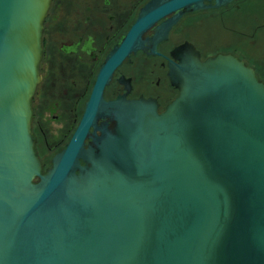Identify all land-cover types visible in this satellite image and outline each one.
Instances as JSON below:
<instances>
[{
  "label": "water",
  "instance_id": "obj_1",
  "mask_svg": "<svg viewBox=\"0 0 264 264\" xmlns=\"http://www.w3.org/2000/svg\"><path fill=\"white\" fill-rule=\"evenodd\" d=\"M50 2L0 0V264H264V81L254 70L186 47L162 110L152 98L102 97L142 31L200 0L137 17L43 169L31 121Z\"/></svg>",
  "mask_w": 264,
  "mask_h": 264
},
{
  "label": "flooded vegetation",
  "instance_id": "obj_2",
  "mask_svg": "<svg viewBox=\"0 0 264 264\" xmlns=\"http://www.w3.org/2000/svg\"><path fill=\"white\" fill-rule=\"evenodd\" d=\"M164 1L51 0L41 34L35 106L32 98L31 130L39 146L47 149L58 140L67 141L99 67L137 17ZM200 2L196 9L167 12L142 31V47L118 62L103 87V99L121 94L152 98L162 110L177 92L169 82V66L179 62L186 47L196 51L200 60L229 53L264 81V0ZM45 113L60 127L53 128L43 119Z\"/></svg>",
  "mask_w": 264,
  "mask_h": 264
},
{
  "label": "rangeland",
  "instance_id": "obj_3",
  "mask_svg": "<svg viewBox=\"0 0 264 264\" xmlns=\"http://www.w3.org/2000/svg\"><path fill=\"white\" fill-rule=\"evenodd\" d=\"M37 90L35 91V94L33 96V105L34 106H35V103H37L39 101V93L37 92ZM42 118L45 119L46 121H48V123H50V125L53 128H59L60 127V125H58L57 122L52 121L49 114L45 113V115H43ZM34 124H35V117L33 118V121L31 123V128H34ZM32 131H33V129H32ZM51 133H55V131H51ZM57 133H59V132H57ZM62 133H64V130H60V134H62ZM64 143H66V138H64L61 142H59V140H58V143L56 145L50 146L49 148L46 149V148H44V146L38 145V140L36 138L35 147H36V151H37V155L39 157V160L42 163L43 169H45L46 167L49 166L51 156L56 151L60 150Z\"/></svg>",
  "mask_w": 264,
  "mask_h": 264
}]
</instances>
